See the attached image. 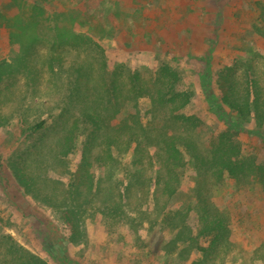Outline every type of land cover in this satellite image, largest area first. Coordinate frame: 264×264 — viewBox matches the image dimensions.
I'll list each match as a JSON object with an SVG mask.
<instances>
[{"label": "rangeland", "instance_id": "374dc122", "mask_svg": "<svg viewBox=\"0 0 264 264\" xmlns=\"http://www.w3.org/2000/svg\"><path fill=\"white\" fill-rule=\"evenodd\" d=\"M248 61L264 67V0H0V236L48 264H264V123L228 129L208 102L237 118L220 86ZM162 64L190 95L182 112L200 122L197 151L210 153L227 132L243 164L220 176L184 151L168 200L156 189L165 114L148 98ZM74 120L73 149L60 158ZM86 172L92 188L75 199ZM204 204L227 226L206 260L188 239ZM65 205L80 206L77 242ZM11 256L0 237V264H15Z\"/></svg>", "mask_w": 264, "mask_h": 264}, {"label": "trees", "instance_id": "16d2710c", "mask_svg": "<svg viewBox=\"0 0 264 264\" xmlns=\"http://www.w3.org/2000/svg\"><path fill=\"white\" fill-rule=\"evenodd\" d=\"M52 58L56 60L59 59V56ZM257 65L256 61L246 62L237 77L231 74L229 77L225 78V80L233 78L232 83L225 81L222 82V86H220L221 90H223L221 102L226 104L237 118L231 120V118L226 116V113L224 115L223 112H217L218 110H223V108L217 105L215 101H211L210 98L208 99L212 107L211 109L216 113L219 119L224 121L228 129L235 128L241 130L240 124L246 122L253 121V123L259 126L264 123V67L260 68ZM80 67L81 66H78V68L75 69L78 70ZM154 78L156 81V88L154 92L148 96L151 104V112L157 113L159 110H163L165 114L164 128H161V134L163 136V160L161 166L164 169V174L162 178L158 177L156 179V184L159 182L161 183L156 189L165 196V199L168 200L170 196L175 193L177 188L178 176L176 174V169L183 167L186 163L184 151L188 153L197 166H211L217 170L220 176L223 172L231 177H236L241 173L243 164L239 159V143L233 139L229 133L225 132V134H220L216 137L215 141L217 145L210 153L205 152V154H202L197 151V146L194 144L191 131L198 129L200 122L196 117L187 116L182 112V109L189 102L190 95L188 92L179 89V77L177 72L169 65L162 64L156 69ZM1 80L2 77L0 76V81ZM221 102L218 103L221 104ZM39 126L40 124H36L32 129L35 130L36 127ZM168 128L170 129V134L166 132ZM77 129V121L74 120L65 131L61 142L56 148L55 154L60 158L66 157L73 149ZM118 141L116 139L113 141L109 139L107 144H114ZM179 145H181V147H179ZM13 173L20 185L26 188L35 187L33 178L19 174L15 171V168H13ZM82 178L83 179L80 181L82 184L79 186L75 185L74 187L73 196L75 199H78L83 192H89L92 188L91 174L86 172ZM44 201H46L47 204L50 203L47 199H44ZM203 207L204 208L198 210L199 229L197 230V234L195 237L188 236V239L192 244L195 242V250L202 253L203 260H206V256L210 252H215L216 246L223 238L227 226L224 218L219 213L210 211L205 204ZM61 218L69 229V240L77 242L81 236L80 206H63L61 208ZM183 228L185 227L181 229ZM0 237L4 238L8 243L12 255L11 262L15 264H48L39 256L26 250L21 245H18L10 236L1 235ZM201 237H210L206 246L196 241V238ZM175 242L176 239L172 240L171 243L175 244ZM63 261H68V264H77L68 259H64ZM197 263L202 264L199 262L193 264Z\"/></svg>", "mask_w": 264, "mask_h": 264}]
</instances>
